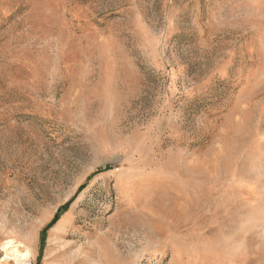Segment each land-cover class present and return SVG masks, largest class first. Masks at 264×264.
Wrapping results in <instances>:
<instances>
[{
  "label": "rangeland",
  "instance_id": "obj_1",
  "mask_svg": "<svg viewBox=\"0 0 264 264\" xmlns=\"http://www.w3.org/2000/svg\"><path fill=\"white\" fill-rule=\"evenodd\" d=\"M0 264H264V0H0Z\"/></svg>",
  "mask_w": 264,
  "mask_h": 264
},
{
  "label": "trees",
  "instance_id": "obj_2",
  "mask_svg": "<svg viewBox=\"0 0 264 264\" xmlns=\"http://www.w3.org/2000/svg\"><path fill=\"white\" fill-rule=\"evenodd\" d=\"M100 171V170H99ZM86 184H83L79 190H82L84 187H85ZM71 203L68 202L67 204H65L64 206L60 207L57 211V213L55 214L54 218L50 221V223L48 225H46L42 232H41V243H42V249H43V246H44V242H45V239H46V235H47V232L48 230L60 219L61 215L68 209L69 205ZM42 252V251H41ZM42 254H40L41 256Z\"/></svg>",
  "mask_w": 264,
  "mask_h": 264
},
{
  "label": "bare ground",
  "instance_id": "obj_3",
  "mask_svg": "<svg viewBox=\"0 0 264 264\" xmlns=\"http://www.w3.org/2000/svg\"><path fill=\"white\" fill-rule=\"evenodd\" d=\"M6 245H9V248H11L10 253L11 254H17L20 258H25L27 255L20 253L19 249L13 244L11 240H9Z\"/></svg>",
  "mask_w": 264,
  "mask_h": 264
}]
</instances>
